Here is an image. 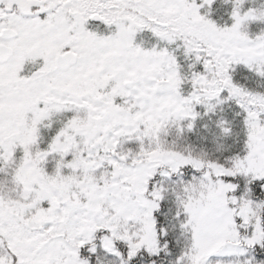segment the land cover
Returning a JSON list of instances; mask_svg holds the SVG:
<instances>
[{
	"label": "snow or ice",
	"instance_id": "6c2138e0",
	"mask_svg": "<svg viewBox=\"0 0 264 264\" xmlns=\"http://www.w3.org/2000/svg\"><path fill=\"white\" fill-rule=\"evenodd\" d=\"M0 264H264V0H0Z\"/></svg>",
	"mask_w": 264,
	"mask_h": 264
}]
</instances>
